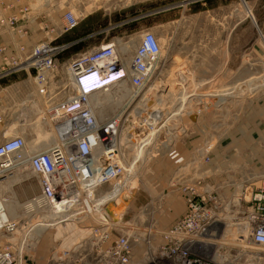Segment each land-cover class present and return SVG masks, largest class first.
I'll use <instances>...</instances> for the list:
<instances>
[{
	"label": "rangeland",
	"instance_id": "obj_1",
	"mask_svg": "<svg viewBox=\"0 0 264 264\" xmlns=\"http://www.w3.org/2000/svg\"><path fill=\"white\" fill-rule=\"evenodd\" d=\"M33 3L28 0H7L4 5L9 17H17L18 13L22 16L29 12L25 7L30 8V18L19 16L18 22L29 32L28 38L20 37L23 41L19 42L26 45L27 56L31 57L34 47L43 42L51 43L54 47H69L54 56L56 69L47 75L44 84L34 80L39 74L36 67H29L28 70L21 67L1 80L0 106L5 107L1 128L7 129L9 138L23 137L28 151L34 152H29L30 155L47 151L53 146L46 114L69 97L72 90L70 64L82 54L114 43L122 63L129 65L142 36L151 32L160 40L164 69L154 84L147 83L151 86L140 93V97H132L135 94L127 86L110 89L92 98L99 122L106 124L114 116L121 117L120 134L126 137H122L121 143L124 144L121 154L124 175L134 165L120 189L115 184L103 188L105 192H110L100 200L109 201L104 211L89 212L92 218H85L77 225L65 221L76 222L82 216L70 219L64 215V222L54 219L56 224L40 234L38 224L52 215L47 212L45 215L28 216L27 189L32 190L33 199L38 198L39 194L38 180L28 165V158L25 163L5 174L16 176L17 180L1 186L0 195L7 205H11L12 218L21 221L20 237L10 238H18L17 242H13L15 254L23 257L18 264H46L55 249L71 248L88 235L85 229L101 228L105 218L112 222L120 221L121 226L125 225L126 233L131 230L143 232L152 223L161 231L171 229L187 211L186 187L197 186L202 192L203 186L210 185L207 179L214 174L211 170L214 151L223 144L219 143L221 138L229 133L226 127L233 114L245 106H233L236 104L234 98L225 101L221 108L213 107L215 103L224 101L226 96L246 93L244 104L247 99L264 94V91L258 95L250 94L264 88V80L250 88H238L245 81L264 79V0H43L45 5L41 7L39 2ZM41 9L43 12H37ZM72 14L78 18L79 25L64 33L63 25ZM6 29L0 19V73L11 69L3 67L1 48L8 47V57L17 56L14 42L5 34ZM183 76L185 83L178 84L176 81ZM195 79H203L205 83L197 85ZM216 90L221 93L219 99L190 98L186 101L189 94L197 96ZM129 94L132 96L127 97ZM156 110L159 115L155 120H161L152 131L148 129L153 127L145 124L149 126L148 132H143L145 120L141 123L136 112L145 117L149 111ZM201 119L206 120L207 124L202 131H198L194 124ZM13 126L17 127L16 131L12 130ZM140 131L143 133L137 136L136 133ZM149 131L153 133L151 141L143 143L141 147L137 145L139 149L126 144L129 137L143 139L144 133ZM132 142L139 144L136 140ZM260 144L251 143L259 147ZM208 145L210 149L200 155V150ZM261 155L260 147L257 153L253 151L252 154L258 162L235 165L239 168L242 166L245 175L233 179L229 184L231 192L221 195L224 199H240L239 196H243V200L250 198L264 178ZM219 166L214 164V167ZM174 210L177 213L180 211L177 221L169 220ZM27 221H32L29 228L24 224ZM168 224L170 226L166 229L165 225ZM227 230L231 231L234 240L225 241L222 247L231 254L237 253L231 257L233 264H244L241 245L248 244L247 249L252 245L254 249L247 251L259 252L260 249L249 241V236L247 244L246 237L242 235L241 238L240 228L230 227ZM111 234L119 236L114 230H111ZM2 242L1 245L6 240ZM144 252V247H137L133 251L134 261L144 262Z\"/></svg>",
	"mask_w": 264,
	"mask_h": 264
},
{
	"label": "built area",
	"instance_id": "obj_2",
	"mask_svg": "<svg viewBox=\"0 0 264 264\" xmlns=\"http://www.w3.org/2000/svg\"><path fill=\"white\" fill-rule=\"evenodd\" d=\"M6 2L0 0V19L7 28L5 34L14 42L15 37L17 40V37L28 36L29 32L18 25L20 13L17 17L8 16L4 7ZM25 10L29 12L21 17L28 19L30 8L25 7ZM78 25V18L72 14L62 31H72ZM17 42H14L16 57H8L7 46L1 48L3 67L11 69L2 70L0 84L11 71L27 64L39 69L34 80L44 84L47 75L56 69L54 56L69 47H54L43 42L34 47L29 57L25 52L26 45ZM161 55L159 39L148 32L142 36L129 65L122 63L114 43L97 47L74 60L70 64L72 90L69 97L46 114V123L54 137L51 141L53 146L44 152L30 155L23 137H8L7 129L1 128L5 107L0 106V179L28 158V165L39 185L41 204L34 207L36 216L47 212L66 214L75 219L82 216L76 222L65 221L77 225L85 218H92L88 215L92 209H99L98 201L110 193L103 188L117 183L125 174L117 142L122 119L118 115L107 120L106 124L99 122L92 98L110 89L127 86L133 94H139L160 64ZM185 190L188 194L187 211L171 229L161 231L152 223L143 232L131 230L126 233L125 225L106 226L108 221L105 218L101 228L85 229L88 235L71 248L55 249L46 264H143L145 260H148L145 264H221L219 257L237 255L221 245V238L230 227L246 232L243 234L245 241L249 236L254 247L260 249L258 263L264 264V178L248 200H243V196L224 199L210 185L203 186L202 192L191 185ZM5 213L6 210L1 208L0 264H18L23 257L15 254V244L10 238L19 235L21 221L12 217L4 220ZM24 224L29 228L32 221ZM111 230L118 232L119 236H113ZM14 239L17 242L18 238ZM137 247L145 249L142 263L135 262L133 258Z\"/></svg>",
	"mask_w": 264,
	"mask_h": 264
},
{
	"label": "crops",
	"instance_id": "obj_3",
	"mask_svg": "<svg viewBox=\"0 0 264 264\" xmlns=\"http://www.w3.org/2000/svg\"><path fill=\"white\" fill-rule=\"evenodd\" d=\"M43 0H37V2L40 3V7L44 6L45 4L42 3ZM37 6V4H36ZM248 13V10H246ZM37 12H43V10H38ZM249 14V13H248ZM22 39L25 37H21ZM20 39L21 41H23ZM184 68V67H183ZM198 78V77H196ZM185 76L182 77V79L177 80L176 82L179 84L185 83ZM198 84L197 85H203L205 83V80L201 79H195ZM261 81L257 82H251V81H245L243 82L240 87L250 88L251 85L260 83ZM203 82V83H202ZM202 83V84H200ZM245 84V85H244ZM237 89V88H235ZM261 91H264V88H259L255 90L254 92H251L250 94H256L258 95ZM189 94V93H188ZM214 94V95H211ZM220 92L214 91L207 93H199L197 96L194 94H189L188 98L191 99H206L207 97H210L211 99H219L222 96L220 95ZM248 94V93H247ZM210 95V96H209ZM245 94H233L231 96H226L224 101L217 102L213 107L221 108L229 99H236L233 106L239 107L244 106L240 108L238 111L236 110L235 114H233L231 118V122L227 125L226 128L229 133H227V136H223L221 138V141L219 143H223L220 145L215 151H214V157L212 160V167L211 170L214 171V174L211 176V179L208 178V183L211 185V187L220 195L229 194L231 192V189L229 184H232L233 179H238V175H241L243 177L244 169L241 166L240 168L238 166H235L236 164H253L254 162H258L257 159H254L252 157L253 151L257 153L258 149L261 147L262 149V155H261V162H264V94L258 97H253L247 99L246 103H243V99ZM226 101V102H225ZM209 110V109H208ZM199 113H201L199 111ZM197 119V118H196ZM195 119V120H196ZM206 120H199L197 123L194 124V128H197L198 131H202L206 126ZM208 126V125H207ZM14 127V128H13ZM12 130L16 131L17 127L13 126ZM214 143L215 140L213 139ZM251 143H261L260 147L258 145L252 146ZM210 145L206 146L205 149L200 150V155L205 154L209 149ZM259 161V162H260ZM214 164H220L219 167H214ZM206 176V175H205ZM233 186V185H232ZM134 201H136V197H134ZM187 209V205H186ZM180 211L177 213L174 210V213L169 217V220H178ZM172 222V221H171ZM170 225H165L166 229H168Z\"/></svg>",
	"mask_w": 264,
	"mask_h": 264
},
{
	"label": "bare ground",
	"instance_id": "obj_4",
	"mask_svg": "<svg viewBox=\"0 0 264 264\" xmlns=\"http://www.w3.org/2000/svg\"><path fill=\"white\" fill-rule=\"evenodd\" d=\"M37 1V0H36ZM41 11H42V9H41ZM22 37H25V38H28V36H22ZM20 37H17V40L20 42L21 40V38L19 39ZM17 40H16V37L14 38V42H16L17 44H18V42H17ZM160 41V40H159ZM160 45H161V43H160ZM161 54H162V46H161ZM161 58H162V55H161ZM125 64V63H124ZM125 65H128V64H125ZM30 66L27 64L26 66H22V68H24V69H27V68H29ZM163 69H164V65L162 64V59H161V62H160V64L159 65H157L156 66V68H155V72L153 73V75L151 76V79H150V81H149V84L151 83V85H152V83L154 84L155 82H156V80H157V78H158V76H160L161 75V73H162V71H163ZM28 70V69H27ZM153 78H155V80H152ZM149 84H147L146 86H145V88H143V90H141V92H139V94H137V95H135V96H132L131 94H129V96H127V97H140V95H142V94H140V93H144V91H145V89L147 88V87H150V86H148ZM156 85V84H155ZM155 88L153 87L152 88V90H154ZM129 93V92H128ZM125 96V98H126V95H124ZM123 96V97H124ZM210 96V95H209ZM183 98V97H182ZM183 100H185V98H183ZM189 100V98L186 100V101H188ZM131 102V101H130ZM183 105V104H182ZM25 108V107H24ZM127 110V109H126ZM137 113V119L140 121L141 120V123H143V120H145V123H143V132H146L147 131V129H148V127L149 126H152L153 128H149L148 130H154L155 129V126L157 125V122H159V121H156L155 120V118H157L158 117V115H159V111L158 110H156L155 112L154 111H152V112H150L149 111V114L147 115V116H145V117H143V116H140V114H139V112H136ZM119 117V116H118ZM142 117V118H141ZM137 119H136V121H137ZM145 124H147V125H149L148 127H146L147 125H145ZM151 131H149V133H144V138L143 139H137V136L138 135H141V133H143L142 131H140V132H138V133H136V139L135 138H132V137H129V142H127L128 141V139H127V141H126V144H129L131 147H133L134 149L135 148H138V146L139 147H141V145L143 144V143H149L150 141H151V139H152V136H153V133H151ZM148 132V131H147ZM51 134H52V132H51ZM119 135H121V134H119ZM143 135V134H142ZM51 137H54V134H52L51 135ZM122 137H125L123 134L121 135V136H119V137H117V142H118V148L120 149V152H121V154H123V150H122V148H123V145H121V143H122V141H123V138ZM139 137H141V136H139ZM126 138V137H125ZM50 140V139H49ZM132 140H136L137 142L136 143H139V144H136V145H134V143L132 142ZM49 142V141H48ZM47 143V142H46ZM138 145V146H137ZM144 145V144H143ZM142 145V146H143ZM139 149V148H138ZM35 151V150H34ZM30 152V151H29ZM31 152H33V151H31ZM30 152V153H31ZM34 153V152H33ZM32 155V154H31ZM133 167H134V165H132V167H131V169H133ZM130 169V170H131ZM130 170H128L127 171V174L126 175H124L117 183H115V186L117 185V187H119V189H120V185L122 184V182L126 179V177L128 178L129 177V175H128V173H129V171ZM4 179V180H3ZM14 181H17L16 180V176H11V174L10 175H8V176H5V175H3L2 177H1V179H0V187L1 186H3L5 183H14ZM125 186L126 185H124V189H126L125 188ZM32 191V190H31ZM30 191V189H27V192H26V194H25V196L27 197V199H29L28 200V203H27V205H26V207H27V211H28V216H29V214H32V216L33 215H35L34 214V212H33V210H34V207H36L37 206V203H39V204H41V201L39 200V197L38 198H32L31 197V195H33V193ZM35 194V193H34ZM108 195V194H107ZM106 195V196H107ZM105 196V197H106ZM103 199V198H102ZM102 199H100V200H102ZM98 202H101L100 203V207H99V209L97 208V209H92V213H94V212H97V211H104V206H105V204L107 203V202H109V201H107L106 202V200L104 201H98ZM13 205V204H12ZM1 208H3L4 210H6V213H5V215H4V220L5 219H7V220H9L11 217H13V209H12V207H11V205H7V202H6V200L3 198V197H1V195H0V209ZM37 214H39L40 215V213H37ZM57 213H55V212H52L51 213V215L52 216H50V217H47L46 219H48L47 221H42L40 224H38V231H39V233L40 234H42V233H44V231L47 229V228H49V227H51V226H53V224L55 225L56 224V221L54 220V219H60V221L61 222H64V221H62L63 220V218L66 216V214H61V215H56ZM65 215V216H64ZM27 216V217H28ZM46 217V216H45ZM66 217H70V216H66ZM44 219V218H43ZM67 219V218H66ZM70 219H71V217H70ZM73 219V218H72ZM109 223H108V222ZM106 222L107 223H105V225L106 226H118V227H120V224H119V222L120 221H117V222H112L111 221V219L110 220H107ZM5 222H7V221H5ZM123 227V226H122ZM82 230V229H81ZM84 231H87V230H84ZM240 231V234H241V237H243L242 235H243V233L245 234L246 232L245 231H243V229H240L239 230ZM231 231L230 230H226V232L223 234V237L221 238L222 240H221V245L225 242V241H230V240H232L233 238H234V236H233V234L232 233H230ZM90 233V232H89ZM246 236V235H245ZM232 238V239H231ZM245 238V237H244ZM13 242H16V240L15 239H11ZM234 240V239H233ZM193 242V241H192ZM246 242V241H245ZM243 244V242L242 241H240V244ZM245 244V243H244ZM223 246V245H222ZM242 247V248H241ZM247 247H249V245L247 246V245H241L240 246V248H241V250H242V257L244 258V264H261L262 262H260V263H258V255H259V253H260V250H259V252L258 253H253V252H251V251H247V250H253L254 248H253V246H251L252 248H248L247 249ZM61 250V249H60ZM218 260H219V262L221 263V264H233V262L234 261H232V259H231V257H230V255L229 256H227V258H224V257H219L218 258ZM145 262H146V260H145Z\"/></svg>",
	"mask_w": 264,
	"mask_h": 264
}]
</instances>
